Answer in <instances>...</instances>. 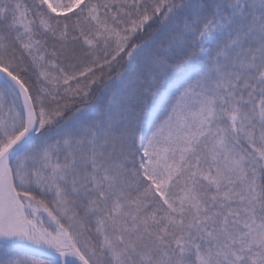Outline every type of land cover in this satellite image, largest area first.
<instances>
[{"label":"snow or ice","instance_id":"snow-or-ice-1","mask_svg":"<svg viewBox=\"0 0 264 264\" xmlns=\"http://www.w3.org/2000/svg\"><path fill=\"white\" fill-rule=\"evenodd\" d=\"M0 264H264V0H0Z\"/></svg>","mask_w":264,"mask_h":264}]
</instances>
